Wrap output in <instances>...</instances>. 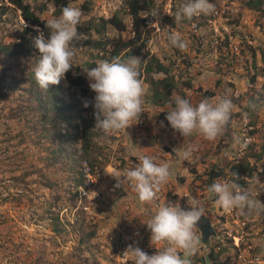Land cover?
Returning a JSON list of instances; mask_svg holds the SVG:
<instances>
[{
  "label": "rangeland",
  "instance_id": "rangeland-1",
  "mask_svg": "<svg viewBox=\"0 0 264 264\" xmlns=\"http://www.w3.org/2000/svg\"><path fill=\"white\" fill-rule=\"evenodd\" d=\"M68 1V6L81 10L84 3L88 4L90 12L83 14L82 21L90 15L108 17L122 6L123 0ZM153 1L152 8L162 9L171 4V13L167 17L170 22H164L158 33H150L146 49L165 63H174L173 73L180 85L182 80L191 81V87L183 88V91L185 99L193 105L203 99L214 100L218 96L227 95L232 99L234 108L224 135L215 141H208L198 133L182 137L178 132L168 129L157 115L173 107L170 104L152 105L148 99L147 85L140 79L144 88V112L140 114L139 122L125 131L109 134L113 138L98 139L102 150L98 156L100 163L93 168L96 188L101 194L90 211L84 210L83 205L79 204L73 172L61 169L55 171L53 168L45 171L48 177L60 185L57 190L63 200L59 202L62 205L59 209L58 206H52L54 196L43 185L42 176L30 175L27 185L16 184L11 179L23 171L22 167L41 165L40 156L45 152L31 142L17 145L18 138L5 140L23 127V120L7 119L5 116L11 100L19 92L9 99L0 100V115H4L0 118V264H35L34 258L42 253L48 264H78L79 261L70 255L77 244V234L66 223H74L75 218L81 215L96 225L95 237L81 253V264H126L122 262L123 248L134 242L143 251L155 254L157 249L151 246V233L144 223L155 214L159 205L165 202L179 203L187 209L193 197L203 205L205 215L211 219L218 233V238L212 240L211 246L214 241H219L220 246H216L215 250L225 247L220 255L222 264H264V216H243L239 210L225 212L216 204V198L207 192L208 171L212 167H221L227 173L231 164L247 162L255 167V172L247 178L245 189L250 190L254 197L260 192L257 199L264 203V105H258L256 111L245 110L251 96L255 97L256 92L264 93V15L248 10L244 5L246 0H210L215 6L214 13L196 16L191 20L184 18L177 23L173 8L181 7L188 0ZM26 2L46 21L61 14L56 12L50 0ZM43 4L45 8L41 10ZM9 15L11 13L6 14ZM18 21L14 25L8 21L0 23V35L5 42L15 38L16 27L22 22L20 18ZM125 22L127 30L122 33V37L128 40L132 37L128 17H125ZM173 32L180 33L187 44L185 50L170 45L168 35ZM130 51H124L121 60L126 61L132 56L128 54ZM184 57H195L197 62L186 66L182 63ZM91 59L90 51L77 50L72 62L84 65ZM0 66L6 67L8 74L16 77L21 75V66L15 59H1ZM253 74L256 76L252 82L250 78ZM207 92H211V96H207ZM237 137L247 142L246 148L242 149L238 145L234 147ZM190 146L195 148L192 157L182 159V152ZM145 155L154 157L157 164H168L172 173L152 204H141L129 184L121 187L124 192L122 196L117 195L114 186L117 182L115 177L123 176L137 166L140 157ZM259 155L261 157L258 158ZM229 179L227 174L216 181ZM55 213H58L68 233L55 235L52 232L49 218ZM121 236L127 242L118 247L115 243ZM200 257L203 258V254L198 248L191 257L192 264H207L205 261L202 263Z\"/></svg>",
  "mask_w": 264,
  "mask_h": 264
},
{
  "label": "trees",
  "instance_id": "trees-1",
  "mask_svg": "<svg viewBox=\"0 0 264 264\" xmlns=\"http://www.w3.org/2000/svg\"><path fill=\"white\" fill-rule=\"evenodd\" d=\"M50 2L57 13H61L62 9L67 7L69 3L68 0H50ZM244 5L248 10L264 15V0H246ZM153 6V0H123L122 6L108 17L90 15L86 20L80 21L77 25L80 39L74 41V46L76 51H90L91 61L84 62V65L72 62V69L65 74V78L61 80L60 84L50 85L48 92H44L38 87L34 78L33 70L40 56L33 41L39 35L37 29L43 31L45 38L48 37L49 29L45 27L47 21L42 19L40 13L36 12L26 0H0V23L8 21L14 25L15 21L19 22V18L22 21L16 27L13 40L5 42L0 35V61L1 59H15L17 64L21 66L20 77L8 74L6 67L0 66V100L9 99L15 92H19L17 97L11 100V105L5 116L7 119L23 120V127L13 136L9 135L5 140L18 138L17 145L31 142L45 152L40 156L41 165H27L22 167L23 171L20 174L11 177L16 184L25 183L27 185V177L30 175L42 176L43 185L54 196L52 206H58L60 209L62 205L60 206L59 202L63 200V196L57 190L60 185L56 180L48 177L45 171L49 168H53L52 170L55 171L57 169L71 171L75 176L73 183L79 185L82 183V176L79 171L81 161L87 159L91 166L99 165L98 156L102 150L98 139L113 137L94 129L93 102L95 93L89 88L86 72L95 67L98 61L121 59L124 51L131 50L129 55L142 59L139 79H143L146 83L148 99L152 105L170 104L174 108L177 98L175 93L185 99L183 88H190L191 81L189 79L182 80L180 85L173 73L174 63L167 64L156 55L150 54L146 49L151 37V30L143 28L142 13ZM44 8L45 4L40 6L41 10ZM179 9V6L173 8L174 16ZM82 10L83 14H89L90 8H88L87 3L83 4ZM8 13L11 15L6 16ZM3 16L6 18L3 19ZM125 17L129 18L132 31V37L128 40L122 37V33L127 30ZM168 19L165 22H170ZM195 62H197L195 57L182 58V63H185L186 66H191ZM158 74L163 76L158 77ZM255 76L253 74L250 81L253 82ZM211 94V92H207V96H211ZM255 94L257 96H251L249 101L253 100L257 105H264V93L256 92ZM85 101L89 103L87 108L83 106ZM171 110L160 111L157 117L163 120L168 129L173 130L166 120L167 112ZM245 110L250 111L248 104ZM2 116L4 115H0V118ZM99 168L101 167L99 166ZM254 172L255 167L247 162L231 164L227 173L223 168L214 166L208 171L207 186L209 187L216 179L223 178L227 174L231 179V174L236 173L239 178L235 182L245 188L248 185L247 178L251 177ZM115 192L119 196L124 194L121 187H115ZM49 219L51 230L55 235L68 233L58 213ZM67 224L77 234V244L70 255L79 261L78 264H81V253L83 249L89 247L91 239L95 237L96 225L88 222L84 215L75 218L74 223L68 222ZM229 242H231V238H229ZM216 246H220L219 241H214L211 246V262L212 264H222L220 255L225 247H220L216 251ZM42 250L45 251V248ZM148 254L152 255V253ZM44 257V253L41 256L37 255L34 258L36 260L34 263L48 264ZM200 258L202 263H205L204 259Z\"/></svg>",
  "mask_w": 264,
  "mask_h": 264
},
{
  "label": "clouds",
  "instance_id": "clouds-1",
  "mask_svg": "<svg viewBox=\"0 0 264 264\" xmlns=\"http://www.w3.org/2000/svg\"><path fill=\"white\" fill-rule=\"evenodd\" d=\"M214 12L215 6L210 0H188L175 13L174 20L179 23L184 18L191 20L193 17ZM150 15L156 16L157 10ZM82 16L80 8L67 6L58 17L47 20L45 24L49 29L47 38L43 31L37 29L39 35L34 38L33 43L40 58L33 71L36 84L42 91L48 92L50 85H59L65 74L72 69V59L76 53L74 41L80 39L77 25ZM168 41L177 49L187 48L178 32L170 33ZM140 64L139 57L130 56L126 61L119 58L111 61L102 60L87 70L89 88L95 93L94 129L108 135L125 131L139 122L140 114L144 112L142 109L144 88L139 79ZM83 106L87 108L89 103L85 101ZM248 107L251 111H256L258 105L250 100ZM233 108L232 99L227 95L218 96L214 100L203 99L196 105L177 96L175 107L167 112L166 120L182 137L198 133L205 140L215 141L224 135ZM245 115L247 116V113ZM237 145L244 149L247 142H242L237 137L234 147ZM194 150V146L185 149L182 152V159H190ZM231 176L229 180L212 183L207 188L209 196H214L216 204L225 212L239 210L243 216H264V203L257 199L260 192L254 197L250 190L235 182L239 178L236 173H232ZM171 177L168 164H157L154 157L145 155L140 157L137 166L123 176L115 177L117 181L115 187L120 188L124 184H129L141 204H152L157 199V193ZM202 216H205V209L195 197L188 202L187 209L182 208L179 203L165 202L159 205L155 214L144 223L150 230V244L157 249L156 253L149 255L134 242L123 248V255L127 257L126 264L130 261L132 264H192L191 257L202 244V234L197 227Z\"/></svg>",
  "mask_w": 264,
  "mask_h": 264
},
{
  "label": "built area",
  "instance_id": "built-area-1",
  "mask_svg": "<svg viewBox=\"0 0 264 264\" xmlns=\"http://www.w3.org/2000/svg\"><path fill=\"white\" fill-rule=\"evenodd\" d=\"M156 10H157V15L151 16L150 14ZM170 13H171V4H167L162 9L152 8L145 11L142 14L144 28L152 29L153 32H159L165 21V18L167 16H170ZM157 22L158 24H155ZM79 171L82 176V183L76 186L75 191L77 192V195L79 197V204L83 205L82 208L84 210L90 211V208L95 206L101 194L100 190L96 188L95 168H93V166L89 164L87 159H83L81 161ZM82 200L84 202H81ZM125 242H127V240L123 236H121L120 240H118L115 243V245L118 244L117 246L121 247L120 244ZM126 261H127V257L123 255L122 262L126 263Z\"/></svg>",
  "mask_w": 264,
  "mask_h": 264
},
{
  "label": "water",
  "instance_id": "water-1",
  "mask_svg": "<svg viewBox=\"0 0 264 264\" xmlns=\"http://www.w3.org/2000/svg\"><path fill=\"white\" fill-rule=\"evenodd\" d=\"M197 227L202 234V244L199 248H201L202 250L204 261L207 264H211V243L213 239L218 238V233L215 227L212 225L211 219L206 215L201 217V220L198 222Z\"/></svg>",
  "mask_w": 264,
  "mask_h": 264
},
{
  "label": "crops",
  "instance_id": "crops-1",
  "mask_svg": "<svg viewBox=\"0 0 264 264\" xmlns=\"http://www.w3.org/2000/svg\"><path fill=\"white\" fill-rule=\"evenodd\" d=\"M125 191V189H123Z\"/></svg>",
  "mask_w": 264,
  "mask_h": 264
}]
</instances>
